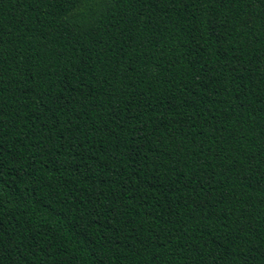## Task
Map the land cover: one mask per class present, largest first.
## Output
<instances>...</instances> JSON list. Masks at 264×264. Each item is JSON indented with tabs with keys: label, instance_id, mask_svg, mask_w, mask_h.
<instances>
[{
	"label": "trees",
	"instance_id": "trees-1",
	"mask_svg": "<svg viewBox=\"0 0 264 264\" xmlns=\"http://www.w3.org/2000/svg\"><path fill=\"white\" fill-rule=\"evenodd\" d=\"M0 264H264V0H0Z\"/></svg>",
	"mask_w": 264,
	"mask_h": 264
}]
</instances>
